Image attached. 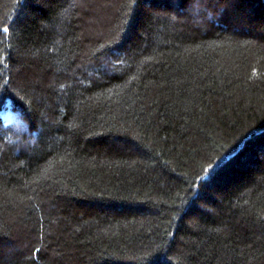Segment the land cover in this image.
I'll list each match as a JSON object with an SVG mask.
<instances>
[{"label": "trees", "instance_id": "obj_1", "mask_svg": "<svg viewBox=\"0 0 264 264\" xmlns=\"http://www.w3.org/2000/svg\"><path fill=\"white\" fill-rule=\"evenodd\" d=\"M0 264H264V0H0Z\"/></svg>", "mask_w": 264, "mask_h": 264}]
</instances>
